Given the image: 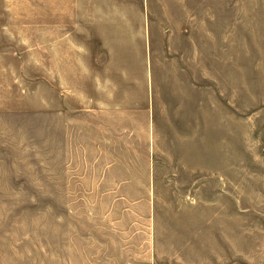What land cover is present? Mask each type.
Instances as JSON below:
<instances>
[{"label":"rangeland","instance_id":"374dc122","mask_svg":"<svg viewBox=\"0 0 264 264\" xmlns=\"http://www.w3.org/2000/svg\"><path fill=\"white\" fill-rule=\"evenodd\" d=\"M0 119L7 251L229 233L264 257V0H0Z\"/></svg>","mask_w":264,"mask_h":264},{"label":"crops","instance_id":"0c3cea01","mask_svg":"<svg viewBox=\"0 0 264 264\" xmlns=\"http://www.w3.org/2000/svg\"><path fill=\"white\" fill-rule=\"evenodd\" d=\"M63 115L56 126L65 132ZM4 242L0 264H264L256 249L231 243L229 233H47L45 248L31 254L7 251Z\"/></svg>","mask_w":264,"mask_h":264}]
</instances>
